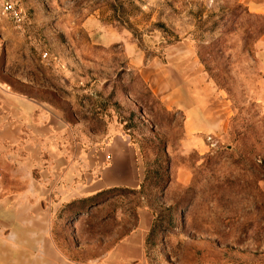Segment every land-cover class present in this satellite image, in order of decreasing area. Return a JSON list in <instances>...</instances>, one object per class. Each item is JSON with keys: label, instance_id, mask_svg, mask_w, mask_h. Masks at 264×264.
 Wrapping results in <instances>:
<instances>
[{"label": "rangeland", "instance_id": "rangeland-1", "mask_svg": "<svg viewBox=\"0 0 264 264\" xmlns=\"http://www.w3.org/2000/svg\"><path fill=\"white\" fill-rule=\"evenodd\" d=\"M18 5L22 28L0 16V264H264V16ZM193 59L216 91L198 149L141 74Z\"/></svg>", "mask_w": 264, "mask_h": 264}, {"label": "crops", "instance_id": "crops-1", "mask_svg": "<svg viewBox=\"0 0 264 264\" xmlns=\"http://www.w3.org/2000/svg\"><path fill=\"white\" fill-rule=\"evenodd\" d=\"M244 3L250 13L264 16V0H244ZM257 48L264 49V33L257 42ZM185 57L190 59L191 55ZM141 70L165 110L183 115L185 134L195 136L189 140V146L201 147V136L213 129L212 125L203 123V119L209 115L208 108L215 106L216 91L196 60L189 61L188 66H166L161 61H155ZM195 95L197 101L192 100ZM122 142L125 143V140Z\"/></svg>", "mask_w": 264, "mask_h": 264}, {"label": "built area", "instance_id": "built-area-1", "mask_svg": "<svg viewBox=\"0 0 264 264\" xmlns=\"http://www.w3.org/2000/svg\"><path fill=\"white\" fill-rule=\"evenodd\" d=\"M0 16L9 19L17 29L22 28L25 21L18 0H0Z\"/></svg>", "mask_w": 264, "mask_h": 264}]
</instances>
